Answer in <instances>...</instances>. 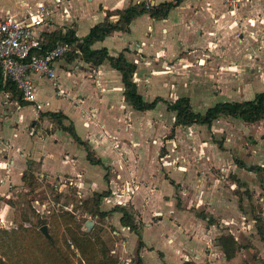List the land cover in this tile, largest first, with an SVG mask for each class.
Listing matches in <instances>:
<instances>
[{"label": "crops", "instance_id": "obj_1", "mask_svg": "<svg viewBox=\"0 0 264 264\" xmlns=\"http://www.w3.org/2000/svg\"><path fill=\"white\" fill-rule=\"evenodd\" d=\"M2 1L0 17H23L38 2L50 0ZM85 1L90 2V10H83V0H70L56 18L58 23L64 20L63 28L75 29L80 38L71 56L56 64L59 87L40 74L32 75L42 109L16 99L9 91H0V225L7 222L2 206L5 198L31 188L25 181L26 174L36 179L69 175L78 183L70 187L75 185L82 197L84 192L88 194L83 200L98 193L102 195L100 208L110 211V218L122 213L119 229L127 231L123 250L128 254L135 249L137 263L238 264L236 253L245 248L238 244L235 256L227 258L220 238L233 234H222L215 242L218 227L206 225L209 217L199 216L196 209L203 208L209 215L221 208L220 215L227 216L229 212L223 206L229 203L230 188L247 190V186L255 197L251 202L260 204L264 193V118L250 122L227 116L211 125L179 124L166 100L187 96L195 111L201 112L195 108L192 84L185 80L195 79L193 71L196 77L204 73L211 76L209 68L217 61L227 95L219 102L254 100L264 93V0L243 2L234 11L224 0ZM167 2L175 5L166 16L156 18L146 12L134 18L127 31H114L92 45L94 49L106 47L113 57L123 53L136 65L133 81L145 101L163 98L154 108L139 110L127 99L122 72L109 60L102 64L88 61L80 48L95 25L118 23L128 7ZM232 23L237 26L235 37L231 36L234 31H229ZM218 28L226 29L219 39V59L212 57L211 50L217 43L210 41L208 34ZM150 32L152 47L142 43ZM199 61L203 64L194 65ZM232 78L237 80V87L229 84ZM172 83L175 91L180 89L182 93L175 99L169 95ZM161 106L173 117L161 119ZM219 123L221 129L227 128L224 143L218 150L212 151L211 146L209 152L200 153L206 147L199 140L198 129L216 128ZM189 126L196 132L191 133L186 128ZM229 127L246 131L251 137L240 135L230 140ZM32 128L36 129L34 135L29 133ZM169 128L174 136L164 140L160 132ZM232 147L237 149L235 155L228 150ZM227 181L232 183L230 188ZM129 187L133 189L130 193L126 192ZM237 201L238 207H245L244 200L241 204ZM107 206L112 209L107 210ZM115 208L121 210L111 211ZM125 210L131 214L135 229L123 224ZM243 223L242 227L252 226V222ZM152 243L157 247L151 249Z\"/></svg>", "mask_w": 264, "mask_h": 264}, {"label": "rangeland", "instance_id": "obj_2", "mask_svg": "<svg viewBox=\"0 0 264 264\" xmlns=\"http://www.w3.org/2000/svg\"><path fill=\"white\" fill-rule=\"evenodd\" d=\"M0 2L3 1L0 0ZM83 2V10H90V2L87 4L85 0ZM220 2L223 3L222 0H219ZM233 19L235 20V16H233ZM157 30L156 32L160 36V31ZM222 30L225 31L226 29L218 28L216 32L215 30H212L213 33L208 32L211 36L210 41L217 43L214 45V50H211L210 47L207 48L211 50L213 58L219 59L220 57L219 39ZM236 30L237 26L232 23L229 27V31H234V33H231L232 37H235ZM199 32L204 34L203 30ZM162 33L165 35V32ZM150 37L151 32L145 36L142 43L152 47ZM149 55H152V53L150 52ZM212 57L208 56L207 58L210 60ZM206 63L205 59L204 64ZM202 64L200 61L194 63V65ZM220 66L219 61L212 64L209 68L211 76L204 73L207 77L204 75L196 77L198 75L193 71L192 77H195L196 80H193V78L185 80L188 85L192 84L191 95L195 102V108L203 113L207 111L209 106L222 101L223 97H227L223 91L224 84L221 83L225 82L226 84V81H222L220 78ZM164 73L166 75L167 71H164ZM235 83L237 84L236 79H230L229 84ZM181 94L180 89L175 91V83H172L169 88V95L175 99ZM165 117L172 118L173 114L167 112L164 106H161L160 118L164 119ZM220 127L221 125L216 128L214 126H203L198 129L199 133L201 130L199 140L206 147L200 153L209 152L208 148L211 146L212 151L218 150L220 145L224 143L223 134L227 132V128L221 129ZM186 128L191 133L196 132V128H193V126ZM171 129L169 128L165 133L160 132V136L164 140L174 136L170 133ZM245 132L239 131L236 127H229L228 137L234 141L240 135H245L246 138L250 136L248 132ZM163 150L166 151L167 149L164 147ZM228 150L231 153L234 152V155L237 151L233 147ZM169 163L172 164L171 161ZM73 183L78 184L75 177L69 175L60 174L53 179L40 178L36 179L34 187L15 191L10 198H5L2 206L7 222L5 225H0V264H127V262L137 264L138 257L135 255V249L131 248L128 254L123 250L124 242L122 240L125 239L127 231L119 229L121 228L119 219L122 213L116 212L111 218L109 217L110 214L104 217L101 216L100 213L96 212L97 206L94 204V198L89 196L92 198L91 202L83 200L88 194L84 192L85 195L82 197L75 189L77 188L75 185L70 187ZM225 183L230 188L231 181ZM247 188V190H232L230 188L228 192L229 203L227 206H223V210L229 212L227 216L223 213L220 215L221 208H216V211L209 215L205 213L203 208L196 209V212L199 216L209 217V220H206V225L218 227V231L215 232L214 236L215 242L222 234H233L234 236L238 234L235 236L236 241L245 248L244 251L236 253L235 257L238 264H264V213L262 211L264 210L262 203L264 193L261 195L262 198L259 199L260 204L256 205V202H251L255 197L248 186ZM237 200H241L240 204L244 200L246 202L245 207L242 205L241 208L238 207ZM217 205L220 206L218 201ZM110 209L112 207L107 206V210ZM242 221H245V223L252 222V226L243 223L245 227H242ZM89 222L91 225L88 224ZM44 225H48L51 238H47L41 231V227ZM119 230L120 234H117L116 231ZM83 233H87L88 236H83ZM76 238H80L79 242L88 245V248L80 247ZM152 244L151 249L157 247L155 243ZM123 251L126 253L125 255Z\"/></svg>", "mask_w": 264, "mask_h": 264}, {"label": "trees", "instance_id": "obj_3", "mask_svg": "<svg viewBox=\"0 0 264 264\" xmlns=\"http://www.w3.org/2000/svg\"><path fill=\"white\" fill-rule=\"evenodd\" d=\"M180 1L181 0H179V2ZM174 5L175 4L173 2H167L153 5L150 9L146 7V3L130 6L122 14V17L118 23L106 21L95 25L91 29L90 33L85 37L83 45L80 48L84 57L88 61H92L96 64H102L104 61L109 60L114 68L122 72L123 80L126 85L127 99L139 110L152 109L157 105L159 99L162 101L163 98L160 96L152 102L145 101L143 95L138 92L137 84L133 81L136 65L129 62L123 53H121L118 57H113L109 55L106 47L94 49L92 48V45L96 41L104 40L114 31H127L133 19L146 12H149L151 16L156 18L166 16L169 10L174 7ZM79 40L80 38L77 35L75 29L64 28L61 31H54L47 34L46 48L52 47L57 42H69L71 44H77ZM4 90L9 91L16 99L22 102H28L23 99L22 93L18 89L15 82L9 78L5 79L4 73L0 69V91ZM166 104L168 109L176 114V122L179 124L201 123L211 125L216 119L227 116L240 117L250 122L264 118V93L258 94L254 100L243 102H218L215 105L209 107L205 113L195 111L192 106L191 99L187 96L179 97L174 101L166 100ZM25 181L30 187H34L36 178L33 174H26ZM92 198H94V204L97 206L96 212L100 213L103 217L110 213L103 212L100 208V200L102 198L101 194L95 193L92 195ZM92 198H86L85 201L91 202ZM114 210L121 209L115 208L111 211ZM122 222L124 225L130 226L132 229L136 228V224L131 214L126 210L124 211ZM6 232L8 231L6 230ZM83 236H88V234L83 233ZM76 239L80 247L88 248V245L79 242L80 238ZM220 244L225 250V255L227 258L231 259L235 256V253L238 250V243L233 235L222 236L220 238Z\"/></svg>", "mask_w": 264, "mask_h": 264}, {"label": "built area", "instance_id": "obj_4", "mask_svg": "<svg viewBox=\"0 0 264 264\" xmlns=\"http://www.w3.org/2000/svg\"><path fill=\"white\" fill-rule=\"evenodd\" d=\"M70 0H50L38 2L36 7L23 17H0V69L5 79H11L21 91L23 99L42 109L37 100V87L33 74H40L59 87L56 64L78 48L77 44L57 42L46 48L47 34L63 30V22L56 18L64 11ZM251 0H224L232 11L240 9L243 2ZM150 9L152 3H146ZM62 14V13H61ZM63 91L59 88L58 94ZM34 135L36 129H30ZM99 143V138L95 139ZM117 146V145H116ZM129 187L126 192H132Z\"/></svg>", "mask_w": 264, "mask_h": 264}, {"label": "water", "instance_id": "obj_5", "mask_svg": "<svg viewBox=\"0 0 264 264\" xmlns=\"http://www.w3.org/2000/svg\"><path fill=\"white\" fill-rule=\"evenodd\" d=\"M88 224L91 225L90 222H89ZM41 231L43 232V234H44L47 238H51V234H50V232H49L48 225H44V226H42V227H41Z\"/></svg>", "mask_w": 264, "mask_h": 264}]
</instances>
